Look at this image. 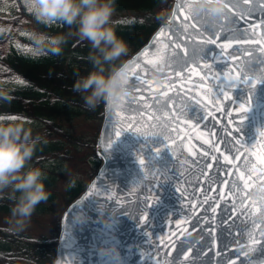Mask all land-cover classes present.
<instances>
[{
	"label": "water",
	"instance_id": "water-1",
	"mask_svg": "<svg viewBox=\"0 0 264 264\" xmlns=\"http://www.w3.org/2000/svg\"><path fill=\"white\" fill-rule=\"evenodd\" d=\"M225 2L219 20H198L174 17L173 0L125 59L141 67L120 106L103 102L101 163L59 216L52 264H264V164L254 155L264 154V0ZM205 34L216 43L197 39ZM146 48L163 58L149 63ZM237 171H249L250 187Z\"/></svg>",
	"mask_w": 264,
	"mask_h": 264
},
{
	"label": "trees",
	"instance_id": "trees-1",
	"mask_svg": "<svg viewBox=\"0 0 264 264\" xmlns=\"http://www.w3.org/2000/svg\"><path fill=\"white\" fill-rule=\"evenodd\" d=\"M162 1L115 0V6L120 11L153 12ZM27 20L32 29L49 33L67 32L70 26L37 21L22 3L0 6V24L11 25L8 31L0 33V85L10 89L12 96L11 100L0 99V119L24 118L34 132L47 139V143L38 146L30 162L40 166L47 154L59 148L62 138L71 139L60 124L61 120L68 121L82 112L89 116L100 113L86 107L82 94L72 87L78 75L86 74L93 67L88 58L89 42L73 36L59 54L37 53L31 48L29 30L20 28ZM155 23L145 26L142 21L123 17L114 23V27L117 34L125 41H132L135 48L144 41ZM31 120L38 123H30ZM46 173L45 185L50 195L36 206L30 219L53 208L54 176ZM81 189L80 182H70L65 188L63 202H68ZM12 203L7 197L0 198V264H49L53 257L54 236L37 237L24 227L17 228L9 219Z\"/></svg>",
	"mask_w": 264,
	"mask_h": 264
},
{
	"label": "clouds",
	"instance_id": "clouds-1",
	"mask_svg": "<svg viewBox=\"0 0 264 264\" xmlns=\"http://www.w3.org/2000/svg\"><path fill=\"white\" fill-rule=\"evenodd\" d=\"M17 3H22L37 21L70 26L67 32L29 30L33 51L59 54L73 36L89 42L88 58L93 67L86 74L78 75L72 85L82 94L86 107L94 108L101 102L120 106L131 95L130 63L121 59L128 52V46L114 27L115 0H0V6ZM188 3L193 13L209 16H221L226 10L225 0H188ZM169 15L159 13L157 18L163 21ZM10 28L11 25L0 24V33ZM152 78L162 79L160 68L152 72ZM0 99H12L10 89L3 85H0ZM42 143H47V139L34 132L24 118L0 119V198L7 197L13 202L9 219L17 228L25 227L36 206L50 195L45 185V169L30 163ZM103 207L101 205V215ZM76 215L79 218L82 213ZM159 264H170V261L162 257Z\"/></svg>",
	"mask_w": 264,
	"mask_h": 264
},
{
	"label": "rangeland",
	"instance_id": "rangeland-1",
	"mask_svg": "<svg viewBox=\"0 0 264 264\" xmlns=\"http://www.w3.org/2000/svg\"><path fill=\"white\" fill-rule=\"evenodd\" d=\"M170 1L165 0L160 6L159 9L162 13L168 11ZM135 13L129 11L126 15H133ZM123 14H125V11L114 13L115 23L119 19V16ZM138 14L142 15L143 13ZM24 27L28 29L33 28L26 21L24 22ZM127 46L129 53L133 47L130 43H127ZM100 121V116H87L85 114L73 117L68 121H60L63 128L71 135V139L62 138L59 142V148L51 152V154H47V157L45 156L40 164L45 171L52 172L54 176V184L52 187L53 193L55 194L54 203L52 204L54 209H49L44 214H38L35 218L29 219L26 222L24 228L30 234L37 237L56 235L57 232L52 230V225L53 220L56 219L57 214L64 206L62 201L65 198V187L72 180L86 183L96 168L94 159L97 156L94 152L93 145ZM34 123H38V121ZM48 204H51V202Z\"/></svg>",
	"mask_w": 264,
	"mask_h": 264
},
{
	"label": "snow or ice",
	"instance_id": "snow-or-ice-1",
	"mask_svg": "<svg viewBox=\"0 0 264 264\" xmlns=\"http://www.w3.org/2000/svg\"><path fill=\"white\" fill-rule=\"evenodd\" d=\"M178 11H183L186 14L193 13V11L191 9V6L188 3V0H182L181 4H177L176 8H174V17H175V15H176V13ZM196 14H197V16L195 18L198 19V20H207L209 18V16L207 14H205L204 16H200L199 15L200 13H196ZM216 19L219 20V16H217ZM238 19L241 20V21L244 20L243 14H241ZM253 27H255V26H253ZM156 37L157 38H159V37L167 38V33H165L163 29H161L160 31L157 32ZM197 39H204L208 43H216V40H214L211 35H207V34H205L203 37L197 36ZM234 42L238 43L239 41L226 40V41H223L222 46L227 48L229 45H231ZM160 43H161V40L157 39V44H160ZM180 47H182V45H180ZM262 51H264V49H262ZM140 55L143 56L146 60H148L149 63H153V62H155L157 60H161L163 58L164 52H163L162 48H158L155 52H150L149 49L146 48ZM233 59H236V58L233 57ZM140 67H141L140 64H136L134 68L130 69L129 77L133 74V72L136 71V69H138ZM190 70L194 74H199L197 72V69H195V68H191ZM128 83H129V81H128ZM148 83L151 84L152 81H148ZM204 87H207V86L205 85ZM168 90L171 91V86H169ZM225 96H227V93H225ZM236 111L239 112L240 109H237ZM240 119L243 120L244 117L241 115ZM262 134H264V133H262ZM117 135H119V133H117ZM169 143H171V141H169ZM237 143H239V142L237 141ZM214 147H215V145H214ZM189 151H191L190 148H189ZM217 151H219L218 147H217ZM237 151H239V148H237ZM254 155H257V158H258V160L260 161L261 164H264V154H256V153H254ZM223 158L225 160H229L228 156H224ZM241 159H246V158L245 157H241ZM231 163H232L233 167L235 168L236 161L232 160ZM209 167H212V165H209ZM256 167H257V165L252 164V169L251 170L254 171ZM261 172L264 173V168L261 169ZM237 174L239 176V179L244 181V187L245 188L250 187V185L248 183L249 179L251 178V176L249 174V171H243V172L237 171ZM262 179H264V177H262ZM229 194L230 195H234V193H229ZM244 203H246V202L243 200V198H241V204H244ZM251 207H252L253 210H255V206L254 205H252ZM234 211H235V208H234ZM177 223H181V222L177 221ZM184 255L187 256L188 253L186 252V253H184Z\"/></svg>",
	"mask_w": 264,
	"mask_h": 264
}]
</instances>
